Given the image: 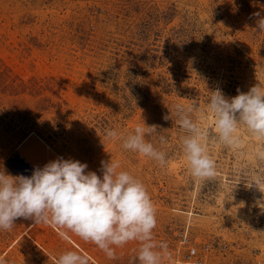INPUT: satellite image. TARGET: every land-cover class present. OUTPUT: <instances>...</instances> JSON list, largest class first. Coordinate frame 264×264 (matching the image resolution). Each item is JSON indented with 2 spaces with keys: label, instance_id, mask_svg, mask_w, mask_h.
<instances>
[{
  "label": "rangeland",
  "instance_id": "1",
  "mask_svg": "<svg viewBox=\"0 0 264 264\" xmlns=\"http://www.w3.org/2000/svg\"><path fill=\"white\" fill-rule=\"evenodd\" d=\"M181 233L264 264V0H0V264H176Z\"/></svg>",
  "mask_w": 264,
  "mask_h": 264
},
{
  "label": "built area",
  "instance_id": "2",
  "mask_svg": "<svg viewBox=\"0 0 264 264\" xmlns=\"http://www.w3.org/2000/svg\"><path fill=\"white\" fill-rule=\"evenodd\" d=\"M48 166L34 167L33 171L36 173L41 184L33 188V194L38 200H46L49 197H54L55 201L63 200L66 203H70L73 200V182L67 181L63 183H55L50 179ZM180 244L183 248L182 259L176 261V264H209L207 262V256L214 250V242L199 243L195 240L192 241L184 234H180ZM217 250L220 252L225 250L227 246L225 244L216 243Z\"/></svg>",
  "mask_w": 264,
  "mask_h": 264
},
{
  "label": "crops",
  "instance_id": "3",
  "mask_svg": "<svg viewBox=\"0 0 264 264\" xmlns=\"http://www.w3.org/2000/svg\"><path fill=\"white\" fill-rule=\"evenodd\" d=\"M77 177H78V174H74V173H73L72 182H75V180L77 179Z\"/></svg>",
  "mask_w": 264,
  "mask_h": 264
}]
</instances>
